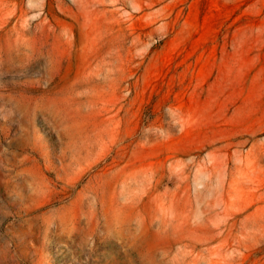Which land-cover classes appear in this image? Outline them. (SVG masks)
Returning <instances> with one entry per match:
<instances>
[{"label": "rangeland", "instance_id": "obj_1", "mask_svg": "<svg viewBox=\"0 0 264 264\" xmlns=\"http://www.w3.org/2000/svg\"><path fill=\"white\" fill-rule=\"evenodd\" d=\"M0 264H264V0H0Z\"/></svg>", "mask_w": 264, "mask_h": 264}]
</instances>
